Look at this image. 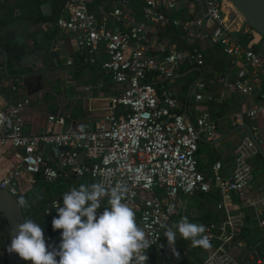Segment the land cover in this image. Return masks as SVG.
I'll return each mask as SVG.
<instances>
[{"label": "built area", "instance_id": "built-area-1", "mask_svg": "<svg viewBox=\"0 0 264 264\" xmlns=\"http://www.w3.org/2000/svg\"><path fill=\"white\" fill-rule=\"evenodd\" d=\"M61 1L62 11L54 26L74 36V46L92 63L103 47L107 59L102 69L119 91L109 99L108 114L88 131H54L55 126H64L65 118L51 115L48 119L53 128L26 134L24 113L30 97L0 109V148L2 155L12 159L0 179V189L18 198L39 180L52 184L63 177L87 178L106 188L126 186L124 202L134 211L149 244L140 253L147 252L145 264L163 242L166 227L176 224L185 213L184 197L217 192L218 207L226 220L207 226L204 236L209 245L202 264H263L264 256L258 253L250 252L247 262L230 253L231 246L247 248L240 238L243 208L254 210L258 228L264 233V196L250 197L255 187L250 160L258 156L257 149L245 138L237 146L229 177L223 174L220 161L211 166L209 174L202 172L199 135L208 141L218 137L217 125L201 104L212 81L195 83L193 123L182 114L183 101L174 88L180 70L205 67L206 56L197 43L208 41L228 56L233 67H239L226 88L252 96L264 83V37L245 25L225 0H143L141 20L128 0H120L111 14L112 25L90 8L92 0ZM180 13L186 20L179 19ZM169 28L183 32L184 46L156 40L159 31ZM240 35L246 37V43ZM161 80L164 85L159 92L153 83ZM11 89L21 91L15 84ZM263 113V106H253L234 115L233 120L243 124ZM50 147L58 150L56 157L47 152ZM234 197L240 202L235 203ZM50 209L56 211L52 204ZM193 248L189 244L174 249L186 257Z\"/></svg>", "mask_w": 264, "mask_h": 264}, {"label": "crops", "instance_id": "crops-1", "mask_svg": "<svg viewBox=\"0 0 264 264\" xmlns=\"http://www.w3.org/2000/svg\"><path fill=\"white\" fill-rule=\"evenodd\" d=\"M117 1L120 0L100 1L97 3V9L93 11L99 16L108 18L109 25H112L111 14ZM128 1L129 7L139 14L137 17L141 20L140 9L143 1ZM56 3L57 0H0V22L6 21V14L9 11L14 14V20L4 25L0 31V47L6 50L5 45L10 43L24 50L20 60L8 63V72L15 78L6 76L3 55L0 52V63L2 64L0 71L3 72V77H0V109L7 104L30 97L31 104L24 113V128L28 135L42 134L53 128L48 119L51 115L65 118L64 126H55L54 131L94 130L108 114L109 99L119 91L111 76L102 69V64L107 59L103 47L96 55V62L92 63L88 55L80 54L74 46V36L63 34L54 26L55 21L52 19ZM179 19L186 20V16L180 13ZM45 25L46 28H44ZM183 35L179 29L169 28L164 32L159 31L156 40L184 46ZM240 37L244 43L247 42L245 36L240 35ZM197 45L202 48L206 56V65L199 70L197 67L191 69L190 72H193V77L196 79L187 90L183 88L192 76L188 73L178 74L174 91L183 101L182 114L187 121L193 123L195 121V83L200 79L212 81L210 87L203 92L204 99L201 104L208 109L212 120L217 125L218 137L213 141H208L202 136L205 141H200L202 145L198 152L199 166L202 172L209 174L211 166L220 161L224 166L223 174L225 177H229L230 170L235 164L237 146L247 133L245 129L237 127L242 123L236 124L233 116L253 106H263L264 108V83L252 96H243L232 92L226 88L225 84L233 82L239 67H233L228 56L221 49L211 46L210 42H201ZM46 50L59 52V55L55 60L48 55L44 62L43 56H45ZM37 74L38 76L35 77ZM18 78H22L24 81L19 82ZM13 84L19 85L21 91H13L11 89ZM244 123L254 129L264 145V113L256 120L246 119ZM214 141L219 142L213 145L209 144ZM47 152L56 157L58 150L50 147ZM11 161L9 156L2 155L0 148V179ZM250 163L254 168L255 176V187L251 191L250 197L260 199L264 196V162L258 155L252 158ZM63 179L66 181L62 193L67 192L71 187H78L80 184L93 183L89 179L81 180L74 177L72 181H68L70 177ZM234 202L238 203L240 200L234 197ZM106 203L107 196L101 199L102 207L98 209V212L103 210ZM219 203L220 196L217 192L212 194L197 193L184 197L185 213L176 219V223L181 218L187 217L190 222L203 224L205 230L210 223L221 225L225 222L226 215L219 209ZM242 211L244 218L240 238L246 243L247 248L239 249L236 246H231L230 253L240 262H247L250 252L264 256V233L258 228L254 210L245 207ZM243 229L247 236L246 240L241 237ZM173 230L175 231V229ZM6 240L7 225L0 215V248L3 247ZM181 240L183 239L177 232L173 247L176 248ZM165 242L166 238L157 249L161 250ZM173 247L167 245L162 256L168 259H175L176 256L182 258L179 251H173ZM199 258L202 260L201 262H204L205 250L200 252Z\"/></svg>", "mask_w": 264, "mask_h": 264}, {"label": "clouds", "instance_id": "clouds-1", "mask_svg": "<svg viewBox=\"0 0 264 264\" xmlns=\"http://www.w3.org/2000/svg\"><path fill=\"white\" fill-rule=\"evenodd\" d=\"M126 192L124 185L106 188L102 182L71 187L62 194V203L52 201L57 213L52 218V228L62 230L58 247L47 244L43 227L26 218L13 229L7 251L30 264H145L149 259L147 252L140 253L149 244L136 223L134 211L124 202ZM105 196L106 206L98 212ZM17 204L24 207L26 198L20 195ZM50 212L48 209L47 214ZM177 232L193 247L209 245L203 235L205 226L190 222L187 217L166 227L163 235L169 246L175 244Z\"/></svg>", "mask_w": 264, "mask_h": 264}, {"label": "trees", "instance_id": "trees-1", "mask_svg": "<svg viewBox=\"0 0 264 264\" xmlns=\"http://www.w3.org/2000/svg\"><path fill=\"white\" fill-rule=\"evenodd\" d=\"M100 1L102 2L106 0H92L90 8L92 10L97 9V3ZM111 1L112 0H109V2ZM139 1H143V0H139ZM62 6H63L62 1L57 0L55 14L52 19L53 21H56L59 18L61 11H62ZM12 20H14V14L12 11H9L8 14H6V21L0 22V31L4 27V25H6ZM5 46H6L5 49L9 54L10 64L22 58L23 53H24L23 49H20L15 45H11L10 43H7ZM0 66H2L1 63H0ZM191 69L193 68H185L179 71V74L188 73V75L192 76L190 77L189 82L183 88L185 90H187L192 84V82L196 79L193 77V72H190ZM0 77H3L2 71H0ZM178 80H181V79H178ZM153 85L157 88L159 92H161L162 86L164 85V83L161 80L159 82L153 83ZM200 145H202V142L199 141V147ZM63 178H61L59 181L52 183V184L46 183L43 180H39V182L33 188L21 194L27 200V204L24 207H22L25 219L26 218L32 219L43 227L46 243L50 245L51 244L59 245L60 232L62 230L54 231L52 228V218L53 216L57 215L56 211L54 210L49 215H46V210L50 209L52 201L59 200L60 202H62L61 196L64 190L63 185L66 181ZM75 179H78V178H75ZM86 179L87 178H84L81 180H86ZM72 180H74L73 177L72 178L70 177L68 181H72ZM241 237L242 239H245V240L247 239L244 229H243V234ZM189 244H191L190 241L181 240L180 242H178L177 247L178 248L188 247ZM167 245L168 244L166 241L163 247L161 248V250H158L156 248L152 250L151 261L149 262V264H202L203 263L201 262L202 260L199 258V254L200 252L204 251L207 247L196 246L193 249H190L188 251V256L186 257L181 258L180 256L179 257L176 256L175 259H168L160 255V252L163 253L165 251ZM26 264H30V262L26 261Z\"/></svg>", "mask_w": 264, "mask_h": 264}, {"label": "water", "instance_id": "water-1", "mask_svg": "<svg viewBox=\"0 0 264 264\" xmlns=\"http://www.w3.org/2000/svg\"><path fill=\"white\" fill-rule=\"evenodd\" d=\"M236 8L237 12L243 19L245 25L252 27L256 32L264 37V0H228ZM0 52L3 55L4 62V72L8 78H15V76L9 74L8 63L9 57L6 50L0 47ZM45 56H43V61L45 62L47 56L50 55L52 59H56L59 52L45 51ZM199 70V68H198ZM38 74L35 76L37 77ZM19 82L24 81L22 78H18ZM192 123V122H191ZM239 129H245L247 131L246 135L243 136L240 143L245 139L249 138L255 148L258 151V155L262 158L264 162V145L257 137L254 129L247 123L242 125H237ZM199 141H205L201 135H199ZM219 142V141H218ZM217 141L210 142L209 144H217ZM0 215L4 218L7 225V240L3 247L0 248V264H26V261L18 256L16 253H9L7 251L8 246L11 243V238L13 229L16 225L23 222L24 213L23 209L18 206L17 198L11 196L6 191L0 189ZM255 264V263H254ZM264 264V263H263Z\"/></svg>", "mask_w": 264, "mask_h": 264}, {"label": "bare ground", "instance_id": "bare-ground-1", "mask_svg": "<svg viewBox=\"0 0 264 264\" xmlns=\"http://www.w3.org/2000/svg\"><path fill=\"white\" fill-rule=\"evenodd\" d=\"M225 1H226L227 5H229V6L232 7L235 11H237L236 8L233 6V4H232L231 2H229L228 0H225Z\"/></svg>", "mask_w": 264, "mask_h": 264}]
</instances>
